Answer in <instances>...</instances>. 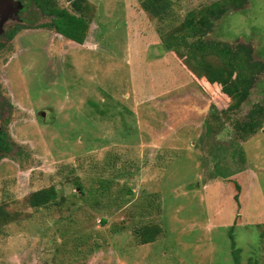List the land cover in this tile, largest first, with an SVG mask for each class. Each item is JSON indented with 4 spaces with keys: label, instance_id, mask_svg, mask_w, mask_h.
Returning <instances> with one entry per match:
<instances>
[{
    "label": "rangeland",
    "instance_id": "1",
    "mask_svg": "<svg viewBox=\"0 0 264 264\" xmlns=\"http://www.w3.org/2000/svg\"><path fill=\"white\" fill-rule=\"evenodd\" d=\"M88 1L82 43L47 27L39 50L16 38L0 52L19 116L9 138L25 148L0 154V264H234L236 248L241 264H264V121L244 139L235 127L264 102V0L228 9L205 36L262 62L240 107L205 114L140 0ZM214 1L180 0L173 24ZM50 185L55 200L32 206ZM151 224L156 239L140 243Z\"/></svg>",
    "mask_w": 264,
    "mask_h": 264
},
{
    "label": "trees",
    "instance_id": "2",
    "mask_svg": "<svg viewBox=\"0 0 264 264\" xmlns=\"http://www.w3.org/2000/svg\"><path fill=\"white\" fill-rule=\"evenodd\" d=\"M52 1L44 0L42 3L46 17L51 18V23H46L45 26L54 28L77 43H82L88 29L89 1L69 0L72 11L64 7L59 9L50 3ZM179 1L140 0V4L145 12L159 21L158 35L163 50L180 60L185 68L196 76L195 81L199 90L218 104L230 102L226 109L240 107L251 93V88L258 77V69L262 68V62L252 58L251 46L242 44L231 46L222 41L211 42L205 36L213 30L215 22L228 9L243 8L248 0H216L206 7L187 11L179 23L173 24L178 17L172 6L177 5ZM172 15L174 16L171 17ZM13 34L10 33V37ZM211 108L209 112L213 111ZM261 121H264V102H255L247 112V118L236 123L239 137L244 139L254 134ZM235 186L236 189H240L237 183ZM78 188L82 193L80 184ZM56 190L54 185L35 190L28 195L29 203L35 207L47 205L57 197ZM5 215L0 207V220L4 219ZM159 232L156 225L144 226L140 243L154 241ZM230 236L233 240L232 234ZM233 258L234 264H241L239 249L233 251ZM247 264L254 262L250 260Z\"/></svg>",
    "mask_w": 264,
    "mask_h": 264
},
{
    "label": "flooded vegetation",
    "instance_id": "3",
    "mask_svg": "<svg viewBox=\"0 0 264 264\" xmlns=\"http://www.w3.org/2000/svg\"><path fill=\"white\" fill-rule=\"evenodd\" d=\"M42 3H44V0H38V2L35 0H0V52L9 47L11 48L16 38L21 44L26 45L29 50L37 51L40 47H43L45 39H43L42 31L47 28L46 23H51V18L46 17L42 7L44 4ZM50 3L60 9L56 0ZM46 18L48 21L45 20ZM37 30L38 32H35ZM53 30L55 29L53 28ZM55 32L57 31L55 30ZM10 33H14L12 37H10ZM59 34L64 36L61 33ZM15 64L21 66L19 60H16ZM14 107L11 98H7L4 92L0 90V154H17L19 152L23 153L25 150L22 144L9 138L7 124L11 125L19 117L15 116ZM36 113L41 118H45L44 110L37 109Z\"/></svg>",
    "mask_w": 264,
    "mask_h": 264
},
{
    "label": "crops",
    "instance_id": "4",
    "mask_svg": "<svg viewBox=\"0 0 264 264\" xmlns=\"http://www.w3.org/2000/svg\"><path fill=\"white\" fill-rule=\"evenodd\" d=\"M167 54H165V56L162 59H164V60L167 59V58L170 59L171 56L167 57L166 56ZM164 60L162 62H165ZM196 90L199 91V95H200V98H201V107H200L201 109L200 110H202L203 114L208 113L209 110H210L209 108H211V106H212L211 109H215L214 106L216 107V104H215L216 102H214L213 99H211V97H209L207 94H205L202 91H200L198 88ZM221 107H222L221 105L218 106V109H221ZM197 127L198 126H196V128Z\"/></svg>",
    "mask_w": 264,
    "mask_h": 264
}]
</instances>
